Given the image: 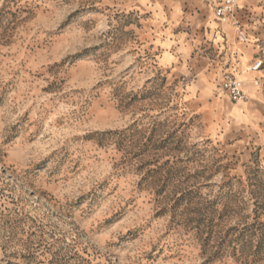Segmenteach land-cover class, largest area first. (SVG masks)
<instances>
[{"label": "rangeland", "instance_id": "rangeland-1", "mask_svg": "<svg viewBox=\"0 0 264 264\" xmlns=\"http://www.w3.org/2000/svg\"><path fill=\"white\" fill-rule=\"evenodd\" d=\"M164 2L0 0V264H264V0L208 60Z\"/></svg>", "mask_w": 264, "mask_h": 264}, {"label": "crops", "instance_id": "crops-1", "mask_svg": "<svg viewBox=\"0 0 264 264\" xmlns=\"http://www.w3.org/2000/svg\"><path fill=\"white\" fill-rule=\"evenodd\" d=\"M154 5V14L156 17L162 16V9L161 7L164 5V1L166 0H152ZM210 0H184L183 8H186L184 20L185 24L189 23V21L193 24V27H190L187 29L185 34V39L188 40L189 44L188 47H185V51H191L194 52L196 56H201L203 59H209L208 56H204L205 50L213 48L214 45H218L219 43H222L224 41V35L226 34L227 38H231V30H228L226 26H221V31H216V24L215 22L208 23L207 27L204 31V21L207 20L211 15L213 16L212 10L209 5ZM195 8L199 9V13H195ZM194 14V15H193ZM192 15V16H191ZM180 18V15L178 11H174V13H170V16L168 19L170 21L174 22L175 19ZM213 19L216 20L213 16ZM218 21V20H216ZM199 23V24H198ZM227 23V22H226ZM202 26L199 28V30L196 28L199 25ZM225 23H222L224 25ZM195 25V28H194ZM210 43H209V42ZM188 48V49H187ZM182 51V50H181ZM184 51V50H183ZM212 52L215 53V50L213 49ZM221 53V52H220ZM228 53H225V57L221 58L224 61L228 60ZM167 56V53L166 55ZM241 65H246L248 54H242L238 57ZM222 60H218L217 63H219V67H221V64L223 63ZM217 65V64H216ZM215 65V66H216ZM249 69V68H248ZM250 71V69H249ZM241 77L244 81H249L251 78V74L245 71L241 72ZM246 99V98H245ZM238 108L241 110L240 114H236L233 109L234 117L237 121H250L251 118V111H246L242 108V106H238ZM253 112V111H252Z\"/></svg>", "mask_w": 264, "mask_h": 264}, {"label": "built area", "instance_id": "built-area-1", "mask_svg": "<svg viewBox=\"0 0 264 264\" xmlns=\"http://www.w3.org/2000/svg\"><path fill=\"white\" fill-rule=\"evenodd\" d=\"M209 5L216 20L221 23L232 21L236 25L239 42L244 43L247 41V33L237 19L239 8L237 0H210ZM261 63L260 60L255 61L249 69L255 71L260 68ZM221 87L227 92L233 102L243 101L246 97L241 80L234 75H226L222 80Z\"/></svg>", "mask_w": 264, "mask_h": 264}]
</instances>
